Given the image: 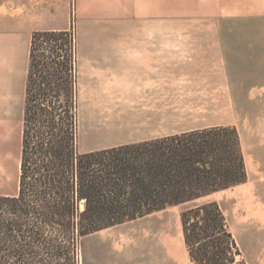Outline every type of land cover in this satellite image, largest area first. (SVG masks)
<instances>
[{"label":"rangeland","instance_id":"374dc122","mask_svg":"<svg viewBox=\"0 0 264 264\" xmlns=\"http://www.w3.org/2000/svg\"><path fill=\"white\" fill-rule=\"evenodd\" d=\"M211 3L0 0V195L19 192L31 41L35 31H45L42 28L51 23L65 26L77 35L82 151L120 145V140L150 137V131L158 125L167 131H181L187 124L236 126L244 148L248 138L260 135L264 92L252 91L245 56L236 53L237 43L231 40L234 32L221 29L230 22L243 21L228 14L209 13L213 10ZM23 11L26 28L22 25ZM36 21L41 23L33 24ZM18 24L24 29L15 33ZM165 38L174 43L172 126L169 119L157 118L161 112L156 110L151 112L155 116L152 119L143 118L148 112H139L142 116L135 118L133 109L125 110L127 104L133 108V102L127 103L129 97L123 93L120 80L92 73L87 64L89 59L117 54L118 47L109 43ZM105 82L116 85L110 90ZM253 161L248 158L246 183L202 201H215L223 208L247 264H264V186H257L264 176ZM182 209L170 207L94 233L83 241L80 264H193L184 241Z\"/></svg>","mask_w":264,"mask_h":264},{"label":"trees","instance_id":"16d2710c","mask_svg":"<svg viewBox=\"0 0 264 264\" xmlns=\"http://www.w3.org/2000/svg\"><path fill=\"white\" fill-rule=\"evenodd\" d=\"M77 47L73 30L33 33L19 192L0 195V264H80L94 233L179 206L193 264H247L223 208L202 201L248 181L238 128L82 151Z\"/></svg>","mask_w":264,"mask_h":264},{"label":"crops","instance_id":"0c3cea01","mask_svg":"<svg viewBox=\"0 0 264 264\" xmlns=\"http://www.w3.org/2000/svg\"><path fill=\"white\" fill-rule=\"evenodd\" d=\"M163 1L161 0V2ZM210 1L212 2L211 6L213 10L209 13L228 14L232 18L235 17L237 19L240 17L242 19L243 22L241 23L230 22L229 27L227 26V28L221 29L234 32L231 40L237 43L235 45L236 53L245 56V70L247 72V79L251 81L252 91L259 90L264 92V0H228V3L227 0ZM165 2L167 3V0ZM23 13L22 25L26 28L25 11ZM12 21L10 23L12 26L11 30L13 31L14 23ZM39 23L41 21L33 22V24L38 25ZM221 25L223 27V24ZM24 28L18 24L15 33H18ZM66 29L68 28L65 26H56L54 23L42 28V30ZM13 34H11L10 39V45L12 46ZM17 37L19 36L17 35ZM118 43V45L108 44L112 47H118L117 54L103 56L94 61L89 59L87 64L90 66L91 72L109 80H113L114 77L120 80V87L123 89V93L129 97L127 98L128 101L126 100L127 103L133 102V108H130L127 104L125 110L133 109L135 118L138 119L142 116V114L139 115V112H148L143 118L152 119L155 116L151 112L156 110L158 113L161 112V115L157 114L156 117L162 121H168L169 119V126H172L174 119L173 40L167 38L123 39L119 40ZM243 46L245 47L243 48ZM104 85H107L112 90L116 84L105 82ZM211 126L219 125L187 124L186 128L181 131H167L165 130V126L158 125L154 131H150L153 133L150 137L120 141L122 142L121 144L146 141ZM244 152L247 170L248 158H251V160L257 162V167L261 168L260 173L262 172L264 176V123L262 124L260 135H254L252 140L250 138L246 140ZM257 186H264V177L262 178V182Z\"/></svg>","mask_w":264,"mask_h":264}]
</instances>
